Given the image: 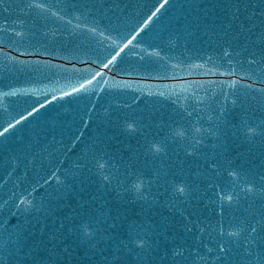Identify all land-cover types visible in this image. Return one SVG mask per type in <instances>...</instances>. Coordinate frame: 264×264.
I'll return each instance as SVG.
<instances>
[{
  "label": "water",
  "instance_id": "95a60500",
  "mask_svg": "<svg viewBox=\"0 0 264 264\" xmlns=\"http://www.w3.org/2000/svg\"><path fill=\"white\" fill-rule=\"evenodd\" d=\"M29 2L0 5V132L27 117L0 136V264H202L194 222L215 223L220 211L206 160H231L257 183L264 172V137L232 135L264 121V0H168L147 26L164 0H36L45 9L21 11ZM241 24L256 27L234 39ZM169 125L203 127L204 145L193 152L189 136L146 152ZM94 157L108 162L103 174L124 173L123 186L102 180ZM213 182L232 191L224 175ZM248 204L226 205V216Z\"/></svg>",
  "mask_w": 264,
  "mask_h": 264
},
{
  "label": "snow or ice",
  "instance_id": "6c2138e0",
  "mask_svg": "<svg viewBox=\"0 0 264 264\" xmlns=\"http://www.w3.org/2000/svg\"><path fill=\"white\" fill-rule=\"evenodd\" d=\"M3 3L4 0H0V5H3ZM167 3L168 0H164V4H161L151 13L150 16H148L145 21L146 26ZM9 7H4L3 11L8 12ZM45 7L44 4L32 0V2L24 4L21 11H23V8L45 9ZM261 14H264V9H262ZM53 15H56V13H53ZM233 19H238V17H233ZM69 23H71V21H69ZM262 23H264V21H262ZM228 27H230V25H225V28ZM255 27L256 25L253 24L251 28L245 29L244 25L241 24L240 30L234 39L238 38L240 33L245 31L250 33L252 28ZM90 31L95 32L96 30L90 29ZM101 35H103V33H101ZM107 38L108 37H105V39ZM135 39L136 36H132V38L128 40V42L124 44V46L121 47L119 51L107 61V63L101 62V66L107 69L109 65H112L117 60V57L121 55L124 48H127ZM260 40L261 43L264 44V32L260 34ZM239 54L240 53H237V55ZM148 55L151 56L158 54L148 53ZM225 55H228L227 51H225ZM250 56H252V59L249 60V63H257L255 53H250ZM260 61L264 62V48H261ZM96 76H102V73L97 72ZM93 79H95V76ZM88 83H91V80H89ZM248 87L250 88L252 85H248ZM80 90L86 91V85L81 84L79 88L73 87L72 89L75 93H79ZM257 91L264 93V88L257 89ZM12 94H15V92ZM71 94L72 93L64 92L60 98L63 99L64 96H70ZM53 99H56V97H53ZM37 103H39V101H37ZM232 103L235 104L236 101H233ZM40 107H44V105L41 104ZM33 112H38V109L33 107L32 112H29L28 115L31 116ZM18 115L20 119L13 117L15 124L27 120V117L22 113ZM135 123L136 122L133 121V123L127 124L126 131L136 132L137 128L134 127ZM15 124L9 123L8 126L4 128L3 132H0V136H3L10 128H15ZM233 127L235 128V131L232 133L233 136L240 135L249 142H251V140L257 135L264 137V121L255 126L250 125L247 121H242L238 127ZM169 129L170 131L166 133L165 137L161 140L146 141L145 151L152 155L160 154L164 151L168 139L187 140L189 136L191 137V143L188 147L192 148L193 152L199 150L198 146L204 145L207 130L203 127L173 128L169 125ZM193 152H187L186 154L192 155ZM93 160L94 167L100 171L102 180L109 184H111L113 180H117L120 186H123V181L120 180V176H124V173H120L117 168L116 173L103 174V170L108 162H102L103 157H94ZM112 167L116 168V165L113 164ZM206 170L209 177L208 188L217 189L213 194L219 198L220 211L218 213L219 219H217L215 223L209 221L206 226H202L203 222H194L199 234L197 236V243L195 244V247L197 248L196 255L199 257V260L202 264H209L207 257L208 254H211V264H264V172L259 174V182L257 183L256 180L249 179L247 173L243 172L241 169L233 167V162L231 160L225 159L224 161H220L215 157L206 160ZM222 175L228 178V187H230L232 191L226 192L224 188H220L217 183L213 182L216 178H219ZM126 178L131 180L132 174L128 173ZM144 183L145 181L141 176H136L135 180H132L131 188L139 193ZM176 191L182 195L185 192V188L178 187L176 188ZM241 193H243V197H241ZM242 199L249 201V204L243 208L239 214L233 212L231 216H226L225 206L227 205L228 209H231L234 206L236 209H239L240 201ZM257 199L259 200V206L256 204ZM89 227L90 225L87 223L81 225L84 234L91 236L92 233L88 231ZM185 229L188 232L193 231V228L189 227L187 224L185 225ZM130 242L134 243L136 247L141 249L149 246L148 241L139 235H137L135 239H132L130 234ZM200 249H205L206 251L201 254ZM176 256H184V252L177 249L173 252V257ZM176 264H179V262H176ZM184 264H193V262H190L185 258Z\"/></svg>",
  "mask_w": 264,
  "mask_h": 264
}]
</instances>
